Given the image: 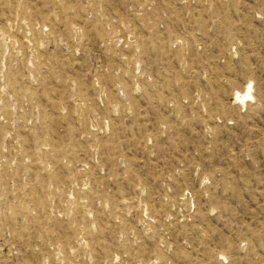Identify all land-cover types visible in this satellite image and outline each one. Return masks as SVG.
<instances>
[{
	"label": "rangeland",
	"instance_id": "1",
	"mask_svg": "<svg viewBox=\"0 0 264 264\" xmlns=\"http://www.w3.org/2000/svg\"><path fill=\"white\" fill-rule=\"evenodd\" d=\"M0 264H264V0H0Z\"/></svg>",
	"mask_w": 264,
	"mask_h": 264
},
{
	"label": "bare ground",
	"instance_id": "2",
	"mask_svg": "<svg viewBox=\"0 0 264 264\" xmlns=\"http://www.w3.org/2000/svg\"><path fill=\"white\" fill-rule=\"evenodd\" d=\"M238 99L242 102H244L249 97H253L250 91V85H247L245 90L243 92L236 93Z\"/></svg>",
	"mask_w": 264,
	"mask_h": 264
}]
</instances>
